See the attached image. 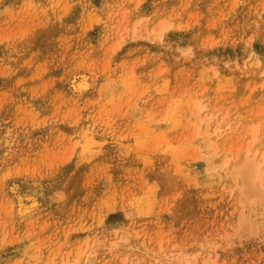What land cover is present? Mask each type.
Listing matches in <instances>:
<instances>
[{
    "label": "rangeland",
    "instance_id": "1",
    "mask_svg": "<svg viewBox=\"0 0 264 264\" xmlns=\"http://www.w3.org/2000/svg\"><path fill=\"white\" fill-rule=\"evenodd\" d=\"M0 264H264V0H0Z\"/></svg>",
    "mask_w": 264,
    "mask_h": 264
},
{
    "label": "bare ground",
    "instance_id": "2",
    "mask_svg": "<svg viewBox=\"0 0 264 264\" xmlns=\"http://www.w3.org/2000/svg\"><path fill=\"white\" fill-rule=\"evenodd\" d=\"M80 82H82V81H80ZM82 85H83V84L80 83V84H79V87H81ZM252 161L254 162L253 159H252ZM252 161H251L250 164H252ZM250 164H249V165H250ZM246 165H248V164H246ZM251 166H253V165H251ZM254 166H255V165H254ZM254 166H253V171L255 170V173H256V175H257V174H258V169H259V168H258L257 166H255V168H254ZM258 166H259V164H258ZM251 168H252V167H250L249 169L252 170ZM247 169H248V168H247ZM255 173H254V174H255Z\"/></svg>",
    "mask_w": 264,
    "mask_h": 264
}]
</instances>
